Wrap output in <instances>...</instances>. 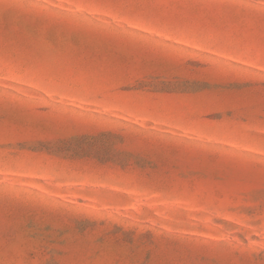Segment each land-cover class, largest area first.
Returning <instances> with one entry per match:
<instances>
[{"label": "rangeland", "instance_id": "374dc122", "mask_svg": "<svg viewBox=\"0 0 264 264\" xmlns=\"http://www.w3.org/2000/svg\"><path fill=\"white\" fill-rule=\"evenodd\" d=\"M0 264H264V0H0Z\"/></svg>", "mask_w": 264, "mask_h": 264}, {"label": "snow or ice", "instance_id": "6c2138e0", "mask_svg": "<svg viewBox=\"0 0 264 264\" xmlns=\"http://www.w3.org/2000/svg\"><path fill=\"white\" fill-rule=\"evenodd\" d=\"M209 0H153V3L161 8L179 7L184 9H194L203 6Z\"/></svg>", "mask_w": 264, "mask_h": 264}]
</instances>
